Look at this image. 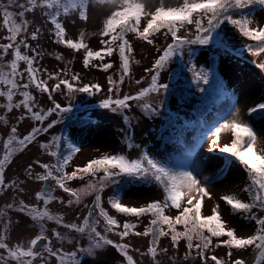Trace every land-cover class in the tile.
<instances>
[{"label": "snow or ice", "instance_id": "6c2138e0", "mask_svg": "<svg viewBox=\"0 0 264 264\" xmlns=\"http://www.w3.org/2000/svg\"><path fill=\"white\" fill-rule=\"evenodd\" d=\"M153 3H158V6L150 10ZM94 6H107L110 9L99 31L102 47L98 50L91 49L85 42L84 31L79 33L78 39L67 38V22L69 20L75 22L77 17L81 21H87L90 10ZM37 9L40 10L44 22L51 26L49 31L55 38L54 43L63 44L76 51L84 50L85 68H88L95 58L99 63L92 66L108 71L113 64L110 61L105 62V57L118 53L119 80H114L112 76L107 78L108 92H115L117 95L115 98L110 95L101 101L102 107L111 109L113 112L129 109L130 101H140L150 93L159 94L162 91L167 93L170 84L161 81V73L168 68L174 58H183L185 51L189 56L187 71L191 73L190 82L197 86L201 82L209 85L211 76L213 77L211 88L226 94L223 80L215 74L214 64L211 70L203 65L198 67L192 59L194 53L191 47L211 43L227 56L230 49L223 35L224 27H230L242 37L255 42L246 46L249 52L254 55L264 54V15L259 19L256 18L258 13L264 12V0H0V14L8 33L4 38L7 42L0 43V61L9 54L12 57L6 64L0 63V96L6 98V103L0 107L7 113H11L13 109H22L17 122L30 117L41 125L32 127L23 136L18 134L16 125L11 126L3 140V153L0 154V192L11 189L24 191L16 180L6 182V168L18 152H23L36 140L40 132H48L61 122L60 119H52L46 127H43L48 117L53 113L59 117L72 111L71 103L62 106L52 98V92H60L63 85L67 89L70 100L73 92L91 93L101 90V85L98 83L76 87L71 81L80 80L78 73L71 76V81L61 79L59 73H49V80L58 81L51 87L46 80L40 78L38 75L40 69L35 66V63L42 53L38 50L39 44L37 43L34 47L28 39L30 36L32 41H38L41 27L37 26L30 34L22 35L28 32L32 24V21L26 18V14H34ZM142 18H146V24L141 28ZM182 29L183 33H181ZM161 32L166 38H170V42L166 43L163 49L157 46V55L151 67L145 69L151 74L147 87L140 88L135 95L124 94L121 97L118 95L119 85L131 74L133 46L128 39V33H134L138 39L153 45L155 35ZM21 46H23V52ZM29 52L32 54L29 55ZM56 59L62 60L63 56L57 55ZM215 59L214 56L213 61ZM21 61L26 65L23 70L20 68ZM260 67L264 68V64ZM60 71L65 72L64 69ZM175 74L179 75V73ZM136 83L140 84L141 80H137ZM33 87L42 93H47L53 106L46 111L35 110L36 99L29 91ZM200 90L205 91V89ZM17 93L23 99L14 102L13 98ZM139 107L148 116L158 114L157 109L151 104L143 103ZM232 109L219 121L207 126L206 131L198 137L197 143L201 140H210L209 151L218 150L221 154H228L229 158L224 161V166L211 176L204 175L201 165L191 161V151L194 150L195 145L178 166H171V161L157 159L150 154L147 146L142 147L135 142L131 131L132 124L127 116L124 117L127 129L122 130L121 140L127 152L102 153L88 160L83 166L74 167L71 171L67 169L73 157L81 151L80 145L67 135L53 136L47 143H41L40 149L54 158V162L41 163L37 159L27 164L25 172L29 179L43 182L39 190L35 192L36 201H42L43 206L25 203L23 199H19L0 208V264H12V262L35 264L37 260L38 264H51L52 258H55V264H81L78 259L80 253L89 256L97 254L111 256V252L107 250L108 246L115 248L126 264H136L128 251L130 245L116 243L104 234L118 229L117 234L121 240L129 235L150 237L147 252L141 255H149L153 264H160L157 259L158 254L167 252L166 248H159L161 237H170L174 248L181 240L185 241L188 249L183 257L185 260L190 257L193 259L199 257L202 264H208L209 259L214 264H245L244 259H232L231 250L252 247L255 250L254 264H264V149L257 150L259 130L251 119L253 114H256L264 120V98L247 109L250 119H244L241 108L235 104L232 105ZM175 119L179 120L178 113ZM81 121L85 124L92 122L91 117H82ZM0 122L8 124L5 115H0ZM225 130L231 132L232 139L230 143L221 146L220 136ZM133 150H138L136 158H130L128 154ZM232 158L243 166L247 174V182L242 191L247 193L248 198L244 200L236 194H230L223 195L221 199L230 206L233 214L238 213L242 220L255 223L254 233L247 236H240L234 228L227 226L226 221L221 218L219 204L212 208L211 215L202 214L204 198H211L210 185L227 172V166ZM34 165H38L43 171L34 173ZM85 177L90 179L83 187L74 188L68 185L69 181ZM120 178H128V183L134 181L155 183L162 190V199H151L139 207L122 203L118 190H114L108 198V204L117 213L131 215L137 219L145 215L150 216L142 232L135 230L137 225L134 223L124 221L121 224L103 206L104 189L111 185H118ZM50 181H54L55 187L49 183ZM57 188L68 194L66 201L55 195ZM93 194L94 200L91 202V207L86 205L87 215H84L79 223H65L62 214L54 213L49 208L53 201H59L61 205L65 203L69 206L79 205L85 196ZM169 208L177 210L174 217L166 214V209ZM8 210L30 217L31 221L39 226L38 234L28 240L26 245L23 241L15 244L8 242L9 230L13 223L7 215ZM45 220L53 221L56 225L72 232H87L88 246L73 250L54 248L50 236L46 234ZM101 220L104 224V233L97 229ZM178 225L183 226L182 231L177 228ZM51 235L57 240L64 239L61 232L55 228L52 229ZM214 238L216 247L225 246L229 249L227 262L216 255L208 256L207 253L213 245ZM193 251H195V257L192 256Z\"/></svg>", "mask_w": 264, "mask_h": 264}, {"label": "rangeland", "instance_id": "374dc122", "mask_svg": "<svg viewBox=\"0 0 264 264\" xmlns=\"http://www.w3.org/2000/svg\"><path fill=\"white\" fill-rule=\"evenodd\" d=\"M158 6V3H153L150 10ZM110 13V9L107 6H94L90 10L89 19L87 21H81L79 18H75V22L69 20L67 22V38L78 39L79 33L84 31L86 33L85 42L93 50H98L102 47L100 44L101 37L99 31L102 28L103 20ZM264 15V12L257 14V19ZM26 18L32 21V24L28 28L27 33L22 35H28L31 31L39 26L41 27V33L38 41H32L28 39V42L34 47L39 44V51L42 53L41 57H37L35 66L40 69L38 75L41 79L48 82L49 87L57 83V80H49V73H59L61 79H69L71 76L78 73L80 76L79 81H71L76 87H81L83 84H95L101 85L100 91H93L91 93L73 92L71 93V99L69 100L67 89L65 86H61L60 92H52V98L61 103L62 106H67L69 103L72 105V111L69 113L57 116L55 113L48 117L44 121L43 127H46L52 119H60L61 122L56 124L48 132H40L37 135L35 141L32 142L23 152H18L12 159V163L6 168L5 180L6 182L16 180L20 187L24 189L23 192H19L17 189L5 190L0 192V208H3L5 204L12 203L23 199L25 203H36L38 206H43L42 201H36L35 192L39 190L43 182L29 179L25 168L28 163L39 159L41 163L54 162V158L50 157L47 152L40 149L41 143H47L53 136H60L66 123L69 124L68 133L81 147V151L77 153L70 163L67 171H71L76 166H83L88 160L100 156L102 153H115L119 151L127 152V149L121 143L123 138V131L127 129V122L124 117L127 116L128 120L132 124V134L135 142L141 144V146H147L150 154L162 161H171V166H178L179 162H182L187 156L189 151L195 145L193 151H191V161L193 163L200 164L203 169V174L211 176L219 168L224 166V161L228 154H221L218 150L209 151L210 140H201L199 143L198 137L202 132L206 131L207 126L219 121L229 111L233 110L232 105L241 108V114L244 119H250L247 114V109L259 103L264 98V68L260 65L264 64V54L252 55L245 51L243 47V40L245 39L239 35L234 29L230 27H224L223 35L226 37L229 45V54L227 56L221 53V50L216 48L214 44L209 45H192L193 57L192 59L199 67L201 65L209 67L211 65L212 56L217 58V70L218 74L222 76L225 84V93L221 97L215 98V101L206 108V104L202 107L200 112L201 125L197 130H188L182 138L177 137L163 142V138L171 134H176L177 127L179 125L191 126L197 119V113H199V107L201 100L208 95H212L211 81L209 85L196 86L195 83H191V73L187 71L189 65V56L187 51L183 58L176 57L168 68L161 73V81L170 84V89L167 93L161 92L150 93L143 97L140 101H130L131 107L129 109H123L113 112L111 109L102 107L101 101L108 96L116 97V93L108 92L107 78L112 76L114 80H119V68L120 60L118 53H114L111 57H105V62H111L113 67L108 71H103L100 68L94 67L99 63L95 58L88 68L83 65L84 50L79 51L69 49L63 44L54 43V36L49 31L51 27L45 23L40 15V10L33 13L26 14ZM146 24V18L141 19V28ZM191 27V26H190ZM194 31V27L192 28ZM183 29L181 33H183ZM8 35L7 26L3 25V17L0 14V43L7 42L4 39ZM19 39V37H18ZM128 39L133 46L132 52V64L131 74L125 77L124 82L119 85V93L121 97L124 94L135 95L142 87H147L150 82V73L146 72V68H150L152 62L157 55V46L163 49L166 43L170 42V38H166L163 32L157 33L154 37L155 43L153 45L147 44L146 41L138 39L134 33H128ZM22 52L24 51L21 46ZM11 52V50H10ZM29 55L32 53L29 52ZM57 55H62L63 59H56ZM11 54L6 56L0 63L6 64L10 60ZM20 68L26 67L23 61L19 62ZM64 69L65 72L60 70ZM7 70V69H6ZM46 70V71H45ZM66 73V75H65ZM175 73H179L176 75ZM143 77V79H141ZM141 80L140 84L136 81ZM181 83L194 84L191 90L186 92L174 91L176 86H182ZM195 86V87H194ZM201 86V87H200ZM200 89H205L201 91ZM36 99V109H44L45 111L52 107V102L47 93H42L39 90L30 88ZM14 102H17L23 97L18 93L14 96ZM6 103V98L0 96V105ZM148 103L153 105L157 109V115L148 116L141 111L140 104ZM114 107V106H113ZM179 110V111H178ZM179 115V120L175 119L176 115ZM22 114V109H13L11 113H7L2 107H0V115H5L8 124L0 122V154L3 153V140L6 138L12 125H16L18 134L23 136L31 130L32 127H40L39 122L32 120L30 117H26L23 121L17 122V117ZM82 117H91L90 124L70 125L69 120H79ZM230 118V117H229ZM170 119L176 122L175 128L170 127ZM253 119L258 131V144L257 150L264 149V120L253 114ZM232 135L230 131H222L220 136L221 146L225 143H230ZM138 150H133L128 153L130 158H136ZM225 156V157H224ZM227 172L209 187L211 198L205 197L202 207V214L205 216L211 215L212 208L219 204V212L221 218L226 221L228 227H232L236 230L240 236H247L253 234L255 231V223L244 221L240 218V215L233 214L230 206L221 199L223 195L236 194L240 199L247 200V193L242 191L245 183L247 182V174L241 164H239L234 158L227 166ZM43 171L38 165H34L33 172ZM102 174V173H101ZM90 177L84 179H75L69 181L68 185L74 188L83 187ZM202 179V177H201ZM122 182L121 202L129 205L139 207L148 203L151 199H162L163 193L156 184L155 185H130L124 186V181L127 178H120ZM55 187L54 181L49 182ZM116 190V185H111L104 189L102 193L103 206L109 210L111 215H114L117 220L123 224L124 221L134 223L137 225L136 231L142 232L145 225L148 224L150 216H141L137 219L134 216L117 213L111 209L108 204V198ZM55 195L63 198L65 201L68 198L67 193H63L62 190L56 189ZM94 200V194L85 196L79 205L69 206L66 203L61 205L59 201H53L50 203L49 208L52 212H59L65 218V223L81 221L84 215H87L88 207H91V202ZM86 205L88 207H86ZM169 216H175L177 210L175 208L166 209ZM8 217L12 220V225L8 234V242L15 244L23 241L25 245L27 241L38 234L39 226L31 221L30 217L24 216L22 213L15 212L14 210H8ZM47 233L52 242L53 247H62L65 250L78 249L79 247L88 246L87 232L77 233L64 229L59 225H56L53 221H44ZM166 227V226H165ZM55 228L60 231L63 240H57L55 236H52V229ZM179 230H183V226L178 225ZM97 229L104 233V224L97 225ZM116 230L114 232L104 233L108 239L115 241L116 243H126L130 245L128 251L133 256L136 264H153L152 258L149 255H141L146 253L149 246L150 237L129 235L123 240L119 237ZM216 240L214 238L213 245L208 251V256L216 255L218 258L224 259L226 262L229 260V249L225 246L216 247ZM160 249H167L166 253H159L157 259L160 264H202L199 257H195V251L188 260H185L184 254L188 251L186 242L181 240L177 247H173L170 237H161L159 243ZM137 249L139 251H137ZM108 251L111 252V256H104L97 254L95 256H89L84 253L78 255V259L81 264H126L120 253L111 246H108ZM99 251V250H98ZM232 259L241 258L245 260V264H254L255 250L252 247L246 249H233ZM15 264V262H12ZM38 264V260L35 262ZM51 264H55V258H52ZM208 264H214L209 259Z\"/></svg>", "mask_w": 264, "mask_h": 264}, {"label": "trees", "instance_id": "16d2710c", "mask_svg": "<svg viewBox=\"0 0 264 264\" xmlns=\"http://www.w3.org/2000/svg\"><path fill=\"white\" fill-rule=\"evenodd\" d=\"M55 39V38H54ZM249 43H255V42H252V41H249L248 39H244L243 40V47H244V49H245V51H247V52H249L248 50H247V48H246V46L249 44ZM249 54H252L251 52H249ZM252 55H254V54H252ZM213 64H214V66H215V74H217V75H219L218 74V70H217V58L215 59V61H213V56H212V61H211V65L209 66V67H206V68H208V69H212L213 68ZM221 75V74H220ZM219 75V77L222 79V76H220ZM212 78L213 77H211L210 76V81H212ZM223 80V79H222ZM224 82V81H223ZM180 85H182V86H176L175 88H174V86H173V89H174V91H180V92H186V91H188V90H191L190 88H193V85L194 84H191V83H181ZM196 85V84H195ZM200 85H202V82L200 83ZM197 86V85H196ZM195 87V86H194ZM201 87V86H200ZM225 91H226V89H225V84H224V93H225ZM205 93H207L206 92V90H205ZM207 95H208V93H207ZM222 96V93L221 92H219V91H216V90H213L212 89V95H208L207 97H205V98H203L202 100H201V105H200V107H199V113H197V119L195 120V122H193L192 124H191V126H188V125H179V127H177V132H176V134H171V135H169V136H166V137H164L162 140H163V142H165V141H167V140H173V139H176L177 137H180V138H182V136L188 131V130H190V129H195V130H197L198 128H199V126L201 125V116H200V112H201V110H202V107L204 106V104H206V108L205 109H209L210 107V105L215 101V98H217V97H221ZM69 123H70V125H82V124H84L82 121H81V119H79V120H69L68 121ZM177 124H176V122L173 120V119H170V127L171 128H175V126H176ZM68 128H69V124L68 123H66L65 125H64V128H63V130H62V132H61V135H67V136H69V133H68ZM225 156H226V154H225ZM224 156V157H225ZM229 157L228 156H226V159H228ZM231 161H232V159H231ZM127 180H128V178H127ZM140 185V184H145V185H155L154 183H146V182H142V181H134V182H131V183H128L127 181L125 182L124 181V186H130V185ZM122 188H123V186H122V182L120 181V183L118 184V185H116V190H118L119 192L122 190ZM166 214L167 215H169V213L168 212H166Z\"/></svg>", "mask_w": 264, "mask_h": 264}]
</instances>
